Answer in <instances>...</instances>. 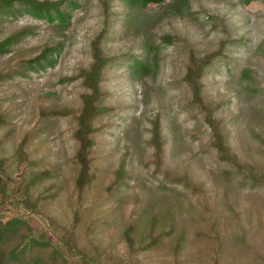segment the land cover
Wrapping results in <instances>:
<instances>
[{"label":"rangeland","instance_id":"obj_1","mask_svg":"<svg viewBox=\"0 0 264 264\" xmlns=\"http://www.w3.org/2000/svg\"><path fill=\"white\" fill-rule=\"evenodd\" d=\"M65 3L63 24L0 14V40L25 32L0 55V174L9 184L0 223L21 222L0 244V264H264V184L229 168L212 143L215 129L231 156L264 173V0H188L182 16L147 20L139 32L154 48L141 76L132 68L141 39L133 26L120 34L121 0ZM109 15L102 50L111 62L89 180L78 188V72ZM49 40L59 43L52 64L30 62ZM211 54L196 101L185 74Z\"/></svg>","mask_w":264,"mask_h":264},{"label":"trees","instance_id":"obj_2","mask_svg":"<svg viewBox=\"0 0 264 264\" xmlns=\"http://www.w3.org/2000/svg\"><path fill=\"white\" fill-rule=\"evenodd\" d=\"M249 1L252 0H244V2ZM65 2H67V0H0V14L9 13L15 15L17 12H23L31 16L33 19L50 23L57 20L60 24H63L66 21L67 16L66 12H64L66 9L65 7H67ZM121 2L124 4L127 11L123 15L125 25H123L120 34H126L127 29L133 26L137 31L134 35L135 38L141 39V41H139L140 51H142L144 55L140 60H137L138 56L135 54L133 58L135 62L132 67L133 71L137 73V75L141 76V73L148 68V56L152 51L151 49L154 47L153 45L148 44L149 38L140 34L139 31L145 27L147 20H161L163 17L162 15H166L167 17L169 15L182 16V14L188 9V0H121ZM150 3L159 5L153 15H140L137 9L145 7ZM110 19V15L106 17L102 28L90 42V50L92 53V60L90 64L87 67L80 69L78 72V79L83 87V92L80 94V107L73 115L75 121L73 138L76 142L75 159L79 164V175L76 180L78 188H82L89 180V154L91 147L93 146L92 134L94 131L93 118L101 110L99 100L102 96L100 87L102 72L103 69L111 62V57L104 54V51L102 50L103 39L107 37L108 32L110 31ZM24 34V30L15 31L1 39L0 55L7 53L14 45L19 43ZM169 39L170 38L168 36H162L159 38L158 43L168 41ZM58 49L59 43L49 40V42L44 44L42 51L30 62H37L38 65H42L41 60H44L46 63L52 64L53 60L51 55L57 53ZM213 57L214 54L205 55L197 60H194L187 68L185 81L191 87L192 96L196 101H201L200 94L202 91V85L200 78L202 72L207 65L212 63ZM246 72L247 74L250 73L248 70ZM157 133H159L158 124L155 123L154 135ZM212 143L218 151L217 153L221 157L220 159L222 161H226L229 168L239 166L245 180L253 185L264 184V173H259L250 164L240 163L235 157L231 156L224 143L223 137L219 132H216L215 129L212 134ZM8 187V182L4 180L0 174V190L2 191L4 197L7 196ZM20 228L21 222L18 219L8 222L7 224L0 223V244L4 243L11 236L16 235ZM131 230L132 228L127 229V237L130 236ZM16 251L17 250H15V252L10 251L9 256L15 257ZM30 264L37 263L35 260H32Z\"/></svg>","mask_w":264,"mask_h":264}]
</instances>
